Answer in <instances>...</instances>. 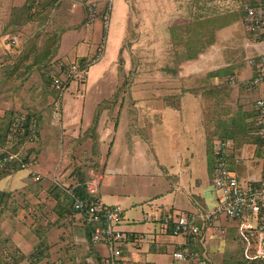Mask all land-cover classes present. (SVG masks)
<instances>
[{"label":"crops","instance_id":"1","mask_svg":"<svg viewBox=\"0 0 264 264\" xmlns=\"http://www.w3.org/2000/svg\"><path fill=\"white\" fill-rule=\"evenodd\" d=\"M31 1L0 0V49L19 47L15 24L22 20L16 17V12ZM113 1L116 2V10ZM137 1L141 6L144 3L143 0ZM165 1L156 0L154 5H163ZM256 1L249 0L248 3ZM89 2L95 3L101 11L109 5V0H58L59 13L74 19L87 17L85 5ZM172 5L171 2L169 6ZM62 7L66 8L61 11ZM110 8L112 27L109 25L103 34V20L98 19L91 25L93 32L88 34L89 40L93 37L97 48L105 38V49L108 48L110 33L112 37L117 35L121 20L118 14L125 13L127 4L123 0H112ZM156 16L159 17L158 22L171 20L170 14L157 12L154 13ZM149 17L146 13L136 15L138 22H147L151 20ZM243 19L241 15L236 16L219 28L213 43L201 48L206 50L178 66V76L167 78L160 84L145 80V84H137L131 92L117 94L118 85L106 88L104 85L108 81L105 77L94 81L96 87L93 88L94 93H90L92 85L88 74L89 78L82 84L70 85L63 104L65 111L60 140L63 152L57 153V145L50 143L46 150L41 148L40 156L43 155L44 162L30 170V180L24 175L19 176L20 170L0 177V183L9 178L8 186H0V191L9 192L15 198L10 208L14 218L10 220L13 225H19L11 229L12 240L27 257L19 264H30V255L40 235L48 249L36 264H97V259L107 254L105 246L90 242L91 227L79 216L75 218L72 215L71 198L60 185L71 184L66 176L72 174L71 170L57 177V169L50 164L60 160L59 166L60 163L70 165L67 163L71 161L69 153L78 149L77 141L93 126L98 127L96 141L101 158L97 159V164L102 171L91 172L87 180L93 175L99 177L98 198L107 206L119 205L124 209L121 229L131 238V243L123 248L124 264H171L177 250L191 246L186 237L172 235V225L168 229L164 225L167 218L179 214L203 215L216 207L218 198L212 185L216 138L233 140L235 155L230 159V166L239 180L246 181L259 175L263 157L257 140L249 134V128L255 116V102L264 98V85L247 91L241 85L230 83L231 77H235L238 83L254 77L255 67L246 60L256 59L255 56L264 51V40L248 36ZM166 26L164 24V30L160 27V31L171 32ZM64 40L65 37L62 47ZM80 49L74 51L76 58L73 60L62 58L65 55L62 48L57 50L56 57L62 58L66 64L88 61L85 56L90 49L88 46ZM228 49L235 52L233 57H230ZM80 93L84 100L78 113L75 96ZM54 95L56 97L55 92ZM4 113L1 110L0 116ZM91 141L94 148V138ZM32 150L37 151L35 146ZM256 154L261 157L259 161ZM32 172L40 175V181L35 180ZM17 182L21 185L16 186ZM36 182L41 184L38 189L32 188ZM40 190L38 197L44 202L39 206L28 205V202H34L33 198ZM19 212H25L28 220L16 222ZM29 212L38 216L32 220ZM30 219L33 221L31 224L28 223ZM201 222L198 221L199 224ZM236 225L235 221L221 215L215 219V228L208 230L206 236L212 238L218 235L217 231L224 230L221 237H225L227 229H235ZM26 240L32 244L30 250L20 245ZM194 247L200 250L199 244ZM0 261H6L2 252Z\"/></svg>","mask_w":264,"mask_h":264},{"label":"rangeland","instance_id":"2","mask_svg":"<svg viewBox=\"0 0 264 264\" xmlns=\"http://www.w3.org/2000/svg\"><path fill=\"white\" fill-rule=\"evenodd\" d=\"M123 1L127 4V8H124L125 13L118 14L121 20L116 30L120 34L117 32V35L112 37L110 33L106 49V38L102 39L99 48L96 47L93 37L89 40L88 34L93 32V27L87 23V17L79 16V19H74L69 15L62 16L63 13H59L60 5L53 8L49 17L46 18L38 17V19L34 15L30 21H27L22 17V21H18V25L15 24V32L18 33L16 38L19 40L17 46L19 47L0 49V111L6 112L0 116V134L5 132L9 121L16 114L30 113L37 116L40 120H38L39 124L37 123L40 130L36 132L35 143L38 164L44 162V157L40 154L42 149L46 150L47 144L49 146L50 144L57 145L55 148L57 153L64 150L61 146V131L65 109L63 106L58 113L55 112L56 97L51 88L52 75L58 74L59 66L66 64L62 58L73 60L76 58L75 50L88 46L90 53L85 57L90 63L89 84L92 85L90 93H94L93 88L96 87L94 81L105 77L108 82L104 86L109 89L111 85L114 87L117 84L115 93L118 94L127 93L128 90L131 92V89L137 87V84H145V80L148 83L160 84L168 80L167 78L178 76V66L192 59L193 56L201 54L202 50H206L201 48L206 47L209 35L214 34L215 36L219 28L230 23L234 17L240 15L245 17L243 8L249 2V0H171L174 6H169L171 3L169 0L165 1L163 5H154L156 0H143L144 3L141 6L137 0ZM66 7H62L61 11ZM114 8L116 10V2ZM157 12L170 14L171 20L158 22L157 18L159 17H154V13ZM142 13L149 15L151 20L138 22L136 15ZM111 23L110 14V27H112ZM164 24L172 31L161 32L160 27L161 30H164ZM243 25L245 27L244 21ZM246 29L245 27V33L247 32L248 36L253 37ZM105 30L104 27L103 34ZM110 32L113 31L110 30ZM248 36L246 35L245 38ZM64 37L65 44L62 47L61 42ZM61 48L65 55L57 59V50ZM55 50L56 52H54ZM228 50L230 57H233L235 54L233 49ZM241 57H244V54ZM258 57L259 55L255 56L256 59ZM246 62L248 63V60ZM137 79H141V81H137ZM75 97L78 99L76 110L79 109V113L84 98L81 93ZM97 131L98 127L93 126L89 132L82 135L80 141H77L78 149L76 151L71 150L70 153L67 151L71 157V161L67 162L71 163L70 165L60 163L59 166L60 160L50 163L53 168L57 169V177L60 173L64 175L66 170L70 169L72 174H65L71 180L70 182L79 181L83 184L84 180L86 181L90 177L91 172L102 171V167L97 164L99 163L97 159L101 158L99 154L101 151H99L96 141L99 137ZM222 135L220 134V136ZM63 137L66 140V136L63 135ZM93 138L96 142L94 148L91 147ZM255 158H258L256 160L259 161L261 157L256 154ZM18 172L19 176L24 175L27 180L32 178L29 177L30 169H22ZM7 180L3 179L0 186H8ZM15 185L20 186L21 183L17 182ZM40 186L39 182L32 184L34 189H38ZM40 193L41 190L33 198L34 202H28V205L29 203L34 206L41 205L44 200L38 197ZM6 215L0 226L1 239L4 241L8 237L12 238L11 229L19 225L11 223L10 218H14L11 216V212H7ZM28 215L32 220H34V216H38L36 213L33 215L32 212H29ZM28 218L25 212H19L16 214L15 221L20 223ZM32 220L30 219L28 223L31 224ZM248 220L252 219L248 218ZM235 223L237 224L235 229H227L225 237H221L219 234L212 238L207 236L206 244L211 264L250 263H246L244 259V245L237 229L239 222L235 221ZM10 243H13V240L12 242L8 241L7 244L10 245ZM20 245L24 249L30 250L32 244L26 240ZM199 246L202 251L203 247L200 244ZM7 247H0V252L9 255L10 249L7 250ZM12 250L14 249L12 248ZM254 264H264V262H254Z\"/></svg>","mask_w":264,"mask_h":264},{"label":"built area","instance_id":"3","mask_svg":"<svg viewBox=\"0 0 264 264\" xmlns=\"http://www.w3.org/2000/svg\"><path fill=\"white\" fill-rule=\"evenodd\" d=\"M101 11L99 7L89 2L87 23L94 24L98 19L103 20L105 28L110 25V3ZM244 24L253 37L264 40V0L254 4L244 5ZM8 45H10L8 43ZM248 63L255 67L256 74L251 79L237 82L231 77L232 85H241L247 91H254L264 85V51L257 59ZM89 61L73 62L59 66V73L52 75L51 88L57 94L55 112L58 113L64 105L65 97L72 83L82 84L89 74ZM255 116L252 120L249 134L257 140L263 162L257 177L243 181L239 180L230 166V159L235 155L233 140L218 137L214 140L215 165L212 185L217 193L218 203L213 211L203 215L179 214L167 218L165 228L172 225V235L186 237L188 247H183L173 254L171 264H211L207 251L208 230L215 228V219L221 215L230 220L238 221V233L244 245V259L264 261V98L255 102ZM26 114H21L0 134V169L7 170L9 165L17 162L22 169L32 170L38 164L36 153L32 150L36 143V120L25 128ZM28 129V130H27ZM33 171V170H32ZM35 180L40 175L32 172ZM99 177H93L81 184L60 185L74 199L73 216L80 217L92 230L90 240L94 245H103L107 254L101 257L102 264H124L123 248L131 243L129 235L119 226L124 221V209L119 205L107 206L98 197L100 193ZM248 218L252 220L249 221ZM201 220V224L198 221ZM220 236L224 230L217 231ZM200 244L203 250L194 246ZM193 246V247H192Z\"/></svg>","mask_w":264,"mask_h":264},{"label":"trees","instance_id":"4","mask_svg":"<svg viewBox=\"0 0 264 264\" xmlns=\"http://www.w3.org/2000/svg\"><path fill=\"white\" fill-rule=\"evenodd\" d=\"M57 5H58V0H33V1H31V3L27 4L26 6L22 7L21 9H19V11L16 12L17 13L16 17L20 18V20H22V17H24V20H27V21H30L34 15L36 16V18H38V17L39 18H46V17H49L50 11L53 8H55ZM34 9H35V11H33ZM214 37H215L214 34H212L211 36L209 35L207 44L205 46H207L208 44L211 45L214 41ZM54 52H56V50ZM56 98H57V94H56ZM21 114L19 113V114L14 115L10 120L11 123L17 117H19ZM35 120H36V124H37L39 119L35 115H31L30 113H26V118H25L26 126H25V128H28L29 125L31 123H33ZM38 130H40L39 126H37V131ZM18 170H22V167L19 163L14 162L12 165H9L7 167V170L0 169V177H2L3 175H11L12 173H14ZM88 180L87 179H86V181L84 180L83 183L87 182ZM74 183H78V182H71V184H74ZM69 198H71L70 200L72 201V205H74V199L71 196H69ZM14 200H15V198L13 195H11V193L5 192V191H0V226H1L4 218L7 216L6 215L7 212H10L9 209L13 207ZM172 231H173V229H171V232ZM1 233L2 232L0 231V234ZM39 234H40V232H39ZM89 234H90V236L92 234L91 228H90ZM8 238L4 241L1 239V235H0V247H4V246L7 247L8 246L7 250L10 249L9 250L10 254L6 255V261H4V262L0 261V264H19L23 260L24 261L27 260L26 259L27 257L22 252V250L19 247L14 246V241H13V243H10V245L7 244L8 241H10V240L12 242V238L11 237H8ZM90 242L92 243L91 240H90ZM12 248L14 250H12ZM47 249H48V247L46 245V242L44 241L43 236L40 235L38 238V242H37L36 246H34V251L30 255V258H31L30 264H36V263L40 262V260H42V258L44 257ZM14 252H17V253H14ZM245 261H246V263L249 262L247 260H245ZM254 262H264V261H252L249 264H254ZM97 264H102L101 257L97 259ZM238 264H240V263H238Z\"/></svg>","mask_w":264,"mask_h":264}]
</instances>
